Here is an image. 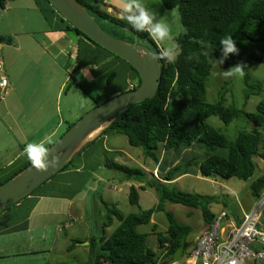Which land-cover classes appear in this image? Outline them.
<instances>
[{"label": "trees", "instance_id": "obj_1", "mask_svg": "<svg viewBox=\"0 0 264 264\" xmlns=\"http://www.w3.org/2000/svg\"><path fill=\"white\" fill-rule=\"evenodd\" d=\"M36 1L40 12L50 25L53 19L58 18L64 24L63 29L72 30L95 44L66 20L49 0ZM76 1L86 7L100 26L113 37L129 43L144 44L159 55L161 47L152 41L147 33L132 30L126 21L105 9L102 0ZM8 2L9 0H0V8L5 10ZM162 3L166 9H177L180 13V21L185 32L176 38V43L180 46L181 53L175 63L159 60L162 66V80L157 95L153 99L131 106L100 135L107 136L108 132L113 131L116 135L126 136L131 146L144 150L146 160H152L159 165L161 175L149 179V172L146 169L117 163L115 155L114 158H110L105 153V166L121 173L123 179L132 182L130 204L139 207L140 196L136 182L141 184L140 189L145 190L147 187L155 189L159 195V203L154 208L140 209L138 213L132 212L128 215L120 212L115 206L108 207V217L102 225L101 236L92 237L88 245L92 264H154L161 259L183 261L190 249L188 239L192 227L180 223L171 212H166L168 217L166 232L157 233L159 254L149 246V234L138 231V227L151 223L156 211L164 212L167 202L201 209L206 227L214 222L217 215L212 212L211 206L219 203L220 196L206 197L186 193L177 188L174 181L186 175L188 170L176 162L166 174H162L165 157L160 160L157 155L160 146L163 147L164 154L175 152V155L198 146L206 151L204 159L199 164L203 178L213 180L235 178L241 181L253 179L250 189L254 202L261 198L264 191V177L255 179L257 164L254 161L256 157L264 161V98L255 111L245 109L252 95L261 94V87L251 83L250 77L245 75L247 91L246 103L243 106L228 103L226 97L228 90L225 89L220 92L217 102L210 103L206 89V84L218 63H210L209 59L213 61L221 59L222 38L232 36L239 53L240 48L248 46L246 42L264 44V0H162ZM131 36L136 37L139 42L131 39ZM0 43L11 44L13 39L0 35ZM95 46L118 57L97 44ZM205 52L209 54L207 57L204 55ZM118 59L125 62L134 72L136 89L141 82L139 72L122 58ZM252 59L264 64V57ZM239 60L237 59L236 64L240 62ZM224 62H227V59ZM125 92L127 91H123L122 94ZM211 117H218L227 124L244 121L247 126L239 131L235 140H231L222 130L208 125L207 120ZM72 163L73 161L68 163L62 170L70 167ZM29 165L31 163L27 159L23 167L0 181V187ZM191 165L192 161H188L185 168L188 169ZM115 221L118 222L117 227L108 233L107 228ZM156 230L157 226L154 225L153 231Z\"/></svg>", "mask_w": 264, "mask_h": 264}, {"label": "crops", "instance_id": "obj_2", "mask_svg": "<svg viewBox=\"0 0 264 264\" xmlns=\"http://www.w3.org/2000/svg\"><path fill=\"white\" fill-rule=\"evenodd\" d=\"M102 1L105 9L121 17L120 0ZM24 9L22 14L18 12L19 18L0 26V35L13 39L11 44L0 43V60L5 67L2 75L9 81L7 98L5 101L0 98V181L27 163L26 156L21 155L27 143L39 142L46 136L58 141L89 110L123 91L134 90L131 85L136 82L134 72L118 57L72 30L63 29L64 24L58 18L50 25L40 8ZM68 80L72 81L75 98L66 99L63 113L57 103L63 98ZM97 83L101 88L94 93L90 86ZM108 138L99 136L70 167L0 215V264H27L21 261L28 256L62 249L74 254L83 249L89 256L88 245L99 223H94L91 202L84 193H90V187H86L90 183L95 193L99 191L97 183L103 177H98L97 156L107 151ZM112 154L115 158L122 157L125 163L133 161L127 151L115 150ZM164 157L162 174L176 164L167 154ZM158 172L157 164L155 177ZM119 179L123 186H132V182ZM113 192L121 193V189H107V193ZM253 203L247 202L242 214ZM241 218L242 215L235 220L239 222ZM200 236L196 237V243ZM82 264H92L90 256Z\"/></svg>", "mask_w": 264, "mask_h": 264}, {"label": "rangeland", "instance_id": "obj_3", "mask_svg": "<svg viewBox=\"0 0 264 264\" xmlns=\"http://www.w3.org/2000/svg\"><path fill=\"white\" fill-rule=\"evenodd\" d=\"M143 3L150 10H153L157 13V19L164 18L167 22H169L174 37V42L176 43V38L185 32V29L180 21L179 11L174 9L175 16H173V9H166L162 3V0H143ZM7 7L8 10L5 11L0 8V26H7L11 21L19 18L18 12L19 14H22L23 12L21 11H24L25 7L39 8L36 0H9ZM20 7H23V9H20ZM131 39L139 42V40L134 36H131ZM156 43L161 48L166 46L165 44H161L159 42ZM245 44H248V46L240 48V53H238L235 58L233 57L234 54H230L228 58H226L227 62H224L221 65L218 63L216 64L215 71L211 76L210 81L206 84L207 98L210 103H215L218 101L219 94L223 89L228 90V93L226 94L228 103H235L238 106H243L246 103L245 94L247 91V86L245 83V76L242 80L237 78H229L225 80L218 75L219 72L227 70L230 67L236 65L237 59H240L239 63L246 65L245 72L246 76L250 77V82L255 83V85L260 86L262 89L260 95H252L250 97L245 109L247 111H255L260 101L264 98V64L258 63L252 59L253 57H264V44L257 45L250 42H246ZM1 75L2 72H0V76ZM70 83L72 84V81L68 80L67 84L69 86L67 85L65 88V93L61 102L59 100V103H57L58 105H61V110L63 113L65 112L66 99L71 100L75 98L72 96V94H74V88H72L73 85ZM98 88H101L100 83L90 86V90L94 91V93L98 92ZM67 94L69 96H67ZM207 122L209 126L222 130V132L225 133L231 140H235L239 131L244 130L247 126L244 121L227 124L221 121L218 117H211L207 120ZM108 133L109 138L105 143V149L107 150L105 153H107L110 158H114L112 153L115 150H118L121 153L123 151H127L133 157V161L125 163L123 158L118 156L115 158V160L117 159V163L123 165L126 164V166L133 168H144L146 171H149V179H153L155 177L154 175L151 176L150 173H154V169L156 168L157 164L152 160H146L144 158V150L142 148L131 146L126 136L116 135L113 131ZM164 152L165 151L163 150V147L160 146L157 151L158 157L163 158ZM205 152V150L203 151L198 146H195L186 152L183 151L179 155H175V152L167 153L168 159H172V161L175 163L177 162L178 164H182V167L186 169V171L188 170L186 175H182L176 181H174V185L186 193L201 194L206 195V197L220 196L219 203H215L211 206L212 212L218 214L221 211L227 210L234 218L240 217L242 215V211H244L245 207L247 206V202H254V198L252 197L250 189L253 179L241 181L235 178H216L214 180L203 178L200 173L199 164L204 159ZM105 153H100L99 156H97L99 157L100 166L98 177L101 175L103 177V181L99 184L97 183L99 191L95 193L92 190V185L90 183L86 185L87 188L90 187V193H84L86 194L85 197H87V201L91 202V206L89 207L93 211V218H95L94 223H99V226H95L94 228V235L96 237L101 236L102 224L107 220L108 217V207H114L117 205L115 207H117L120 212L128 215L132 212L138 213L140 209L148 210L154 208L159 203V195L155 189L150 187H147L145 190L140 189L141 184L136 182L135 185L137 186L140 196L139 207L130 204L129 197L131 184L123 186L121 182H119V177H122L121 173L106 167L103 168L102 165L106 162ZM189 160L192 161V165L187 169L185 168V164ZM254 161H256L257 164V173L255 175V179L261 176L264 177V161L259 157H256ZM101 169L103 171H101ZM111 188H115L116 190L121 189V193H107V189ZM106 200L113 202L114 204L106 202ZM251 207H253V204ZM164 209V212L156 211L151 223L138 227V231L149 234V246L159 254V241L157 233L166 232L168 227V217L166 212H171L178 219V221H180V223L192 227V233L188 239L189 243L191 244V249L194 245H196V237L200 236L203 231L206 230L201 209L190 208L183 206V204H174L170 202L165 203ZM117 225L118 222L115 221L112 226L107 228L108 233L114 231ZM154 225L157 226L156 231H153ZM97 227H100V232H97ZM74 253H68L66 250L62 249L44 255L40 254L28 256L26 257V260L21 262L27 264H82L83 262L86 263L89 261V256L83 249H81L76 254Z\"/></svg>", "mask_w": 264, "mask_h": 264}, {"label": "water", "instance_id": "obj_4", "mask_svg": "<svg viewBox=\"0 0 264 264\" xmlns=\"http://www.w3.org/2000/svg\"><path fill=\"white\" fill-rule=\"evenodd\" d=\"M50 4L79 31L95 44L118 55L131 64L140 74V85L131 91L116 95L89 110L78 122L63 134L52 146L53 154L59 153L60 160L55 168L37 172L29 165L0 187V215L9 205L22 201L44 182L49 181L83 150L89 147L107 128L120 119L129 108L137 103L153 99L162 80L160 59L144 44L129 43L106 32L90 11L76 0H49ZM130 34V32H128ZM149 55L140 57L138 49ZM51 158V157H50Z\"/></svg>", "mask_w": 264, "mask_h": 264}, {"label": "built area", "instance_id": "obj_5", "mask_svg": "<svg viewBox=\"0 0 264 264\" xmlns=\"http://www.w3.org/2000/svg\"><path fill=\"white\" fill-rule=\"evenodd\" d=\"M4 71V64L0 60V72L4 73ZM8 86V77L5 74L1 75L2 101L8 96ZM131 89H134V85H131ZM156 177L158 178L157 175ZM263 215L264 191L261 198L253 203V207L242 214L240 223L227 210L218 214L183 261L161 259L154 264H262L264 262Z\"/></svg>", "mask_w": 264, "mask_h": 264}, {"label": "clouds", "instance_id": "obj_6", "mask_svg": "<svg viewBox=\"0 0 264 264\" xmlns=\"http://www.w3.org/2000/svg\"><path fill=\"white\" fill-rule=\"evenodd\" d=\"M120 5V18L126 21L127 25H129L132 30L139 33H147L152 41L166 45L161 48L156 59L165 60L167 63H175L181 53V49L180 46L174 42L169 22L164 18L157 19V13L150 10L143 3V0H120ZM172 15L175 16L174 9L172 10ZM220 44L222 45L221 59H215V61H213L210 58V63L218 62V64L221 65L230 54L239 53V49L236 46V42L232 39V36H225L220 40ZM137 55L143 58L149 55V53L141 48L137 50ZM204 55L207 57L209 54L205 52ZM245 68L246 65L238 63L227 70L219 72L218 75L225 80L229 78L242 80L246 75ZM57 143L58 142H54L50 136H46L39 142L27 143L21 155L26 156L32 165V169L37 172H44L49 168H55L59 163V153L53 154L52 151V146Z\"/></svg>", "mask_w": 264, "mask_h": 264}]
</instances>
